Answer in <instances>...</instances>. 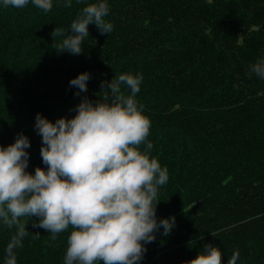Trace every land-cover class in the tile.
I'll return each mask as SVG.
<instances>
[{
	"label": "trees",
	"instance_id": "1",
	"mask_svg": "<svg viewBox=\"0 0 264 264\" xmlns=\"http://www.w3.org/2000/svg\"><path fill=\"white\" fill-rule=\"evenodd\" d=\"M95 2L52 0L45 13L31 0L21 9L0 0V145L23 133L27 171L46 169L37 113L71 118L82 97L102 95L101 81L142 74L135 99L150 120V156L169 176L156 215L176 223L145 245L140 264H184L205 243L221 250V264L234 252L236 264H264V79L249 74L264 57V0H105L113 31L101 35L90 24L80 55L57 52L62 37L52 30L67 29ZM82 72L90 73L88 91L75 96L69 80ZM38 220L25 225L17 264H63L71 229L52 240L32 226ZM14 231L0 222V264Z\"/></svg>",
	"mask_w": 264,
	"mask_h": 264
},
{
	"label": "clouds",
	"instance_id": "2",
	"mask_svg": "<svg viewBox=\"0 0 264 264\" xmlns=\"http://www.w3.org/2000/svg\"><path fill=\"white\" fill-rule=\"evenodd\" d=\"M82 3L83 0H77ZM38 9L51 11L52 0H31ZM29 0H3L5 7L21 9ZM65 7L72 0H65ZM105 0L88 3L67 29L55 27L51 36L62 37L53 48L71 55L82 53L89 36L88 26L109 34L113 24ZM250 75L264 79V57L249 66ZM90 73L82 72L69 80V87L86 93ZM142 74L121 73L100 82L102 95L93 102L84 96L71 118L49 121L39 113L34 129L41 137L40 156L45 168L27 171L31 145L27 136L17 133L14 142L0 145V222L15 229L5 248V264H17L15 250L28 236L26 223L38 217L34 228L57 235L71 229L63 264H140L156 233L168 236L175 217L158 219V189L168 183V171L150 156V120L143 105L135 99ZM124 85L130 94L121 89ZM144 145L141 151L140 146ZM28 218L24 220L22 218ZM36 232L34 238H39ZM234 252L228 264H236ZM221 250L205 243L203 251L184 264H221Z\"/></svg>",
	"mask_w": 264,
	"mask_h": 264
}]
</instances>
